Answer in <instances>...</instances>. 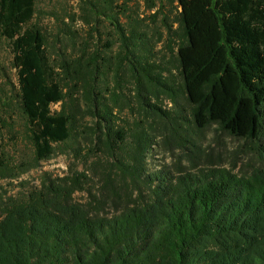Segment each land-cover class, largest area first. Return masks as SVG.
<instances>
[{
	"label": "trees",
	"instance_id": "trees-1",
	"mask_svg": "<svg viewBox=\"0 0 264 264\" xmlns=\"http://www.w3.org/2000/svg\"><path fill=\"white\" fill-rule=\"evenodd\" d=\"M37 1L0 0V127L31 147L2 149L0 181L74 161L0 200V264H264V0Z\"/></svg>",
	"mask_w": 264,
	"mask_h": 264
},
{
	"label": "rangeland",
	"instance_id": "rangeland-1",
	"mask_svg": "<svg viewBox=\"0 0 264 264\" xmlns=\"http://www.w3.org/2000/svg\"><path fill=\"white\" fill-rule=\"evenodd\" d=\"M167 0H158L159 4ZM162 2V3H163ZM139 3L140 10L144 14H149L151 11L146 9V0H134L133 4ZM77 0H38L37 6L39 9L45 11H58L62 12L66 8L76 7ZM42 24L48 29H52L55 26L54 18L49 14H45L42 17ZM17 85L16 70L12 66V51L11 47L6 39H0V94L5 95L10 92ZM53 109L59 108V105H53ZM216 131L213 127L209 128L206 132V139L204 146L211 145L216 151L222 150L223 157L227 163L232 160L233 149L237 145L232 137L223 135L221 136V145L216 141ZM2 149H7L12 152L14 157L20 155L29 156L31 154L30 144L23 138L22 135H18L15 139H12V135L6 131L5 128L0 127V152ZM177 153V152H176ZM73 158L68 152H61L58 148L56 154L49 160L43 161L37 169H33L28 173L20 176L19 178L8 180L4 179L0 181V200L6 199L10 196H20L25 193L27 189L33 188L39 185L41 175L43 172H50L53 175H64L69 166L73 163ZM174 157L162 146H157L153 151L150 158V166L152 170L156 171L158 168L172 164ZM81 168V166H80ZM77 197L81 199V194H77Z\"/></svg>",
	"mask_w": 264,
	"mask_h": 264
}]
</instances>
